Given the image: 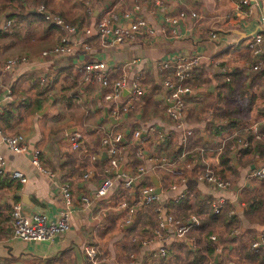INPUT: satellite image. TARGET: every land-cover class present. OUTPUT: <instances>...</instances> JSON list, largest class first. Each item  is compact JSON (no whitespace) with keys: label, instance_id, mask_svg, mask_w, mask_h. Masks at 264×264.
<instances>
[{"label":"crops","instance_id":"0c3cea01","mask_svg":"<svg viewBox=\"0 0 264 264\" xmlns=\"http://www.w3.org/2000/svg\"><path fill=\"white\" fill-rule=\"evenodd\" d=\"M235 1L158 0L156 5L152 0H74V5L70 6L65 5L64 0H46V7L39 5L48 13L58 12L60 18H65L64 10L58 6L64 4L66 12L71 13V19L65 18L71 26L92 27L108 10L115 16L112 19L114 29H128L131 21L144 19L153 35L144 37L137 34L131 40L125 39L121 44L109 46L99 43L95 34L88 38L77 35L67 38L70 52L66 57L41 58L43 51L54 47L64 37L58 29L43 23L37 25L34 36L29 37L31 39L25 37L19 42L24 47L13 43V52L24 54L18 57L24 58L26 63L13 67L9 72L3 70V63L0 64V99L4 89H8L11 104L18 108L23 99H29L31 103L34 99H42V102L35 112L19 108L20 116L11 122V128L5 132L0 130L5 135H21L29 150H38L39 165L52 178L33 169L28 155H13L0 145L5 173L18 172L26 180L24 184H19L6 178V175L0 181V264H85L82 248L88 245L95 246L107 259V264H127L131 254L135 263L144 264L160 246L166 248V253L176 255L180 251L176 247L178 240L172 239L170 229H165L162 235H167L165 243H158L151 232L156 229L158 212L165 214L169 211L177 217L181 216L178 215L181 211L168 210V207L178 205L185 198H189L190 203L194 199L211 200L210 207L221 201L227 210L226 218L235 221L231 229L218 223L201 232L191 230L179 240L184 242L187 250L198 251L205 257V264H259L251 257L247 259L245 254L251 251V243L264 235V178L250 180L247 175L264 165V74L257 73L264 72V69L251 71L252 60L246 44L254 32L264 31V0H249V7L239 9L235 7ZM33 8L25 7V12ZM179 12H195L197 18L187 16L175 24L166 21L174 19ZM125 13H129L128 19L123 18ZM13 15L17 20V12L14 11ZM22 26L15 21L13 28L19 30ZM210 34L216 35V39L211 40ZM82 45L88 48V52L82 51ZM192 55L199 57V63L185 82L191 95L184 98L183 120L184 128L192 134L181 144L180 134L162 117L165 91L161 82L169 77L166 73L171 69L162 71L159 65L171 66L178 58ZM86 61L105 63L109 81L125 78L126 90L121 94L122 101L128 98L132 83L139 89V95L134 96L129 111L111 116L110 106L101 100L102 89L92 82H79L78 71ZM44 81L49 85L46 89L42 86ZM250 86L255 95L248 108L244 100L237 96H242L241 90L245 93ZM105 111L107 117L116 120L114 124L104 117ZM229 117L235 121L236 129H232L230 135L217 134ZM118 125L122 127L114 130ZM260 125L262 127L258 130ZM134 130L146 135L142 143H130L129 134ZM157 131L168 134V145L163 151L167 158L174 156V149L182 154L205 148L207 163L229 181L230 188L222 191L200 183L197 180L200 174L198 168H194L186 183L181 185L161 170L149 172L142 177L140 184L129 189L119 186V179H114L115 186L105 197L97 199L95 189L104 175L111 178L117 175L107 171V156L100 147L101 139L112 132L126 137L125 142L129 145L123 146L119 165H122L124 173H128L129 169L134 170L130 157L135 159V168L143 163L135 156L138 148L149 156L156 155L161 149L157 145ZM246 131L253 134L259 146L252 140L248 145L249 151L244 154L239 147H233L230 157L233 170L220 166L221 153L215 165L213 159L218 145L224 143V147L235 137L245 140ZM232 135H235L234 138L230 137ZM187 157L190 158L189 155ZM152 179H155L157 187ZM171 184H175L176 188L169 189ZM60 185L68 188V208L62 202ZM142 187H147L152 193L158 189V201L152 205L137 206L134 214L137 227L128 231L131 225H122L125 212L118 208V204L134 205L140 200L139 190ZM179 195L182 197L176 201ZM15 203L19 204L22 215L42 213L48 220H54L61 211L67 210L70 229L46 245L13 239L7 218ZM110 205L114 213L111 217L108 216ZM229 212H233L231 218L227 216ZM189 214L195 213L192 209L187 210L181 217L186 218ZM234 229H237L236 234L231 235ZM213 233L216 234L214 244L209 241ZM204 234H208L206 241L214 250L210 256L202 250L203 244H199L203 242ZM125 235L130 236L125 239ZM148 240L149 246L140 244ZM159 260L158 264H163ZM163 262L173 264L167 259Z\"/></svg>","mask_w":264,"mask_h":264},{"label":"built area","instance_id":"2783aa9c","mask_svg":"<svg viewBox=\"0 0 264 264\" xmlns=\"http://www.w3.org/2000/svg\"><path fill=\"white\" fill-rule=\"evenodd\" d=\"M153 4H158V0H152ZM234 5L237 9L242 7H249V0H236ZM35 12L42 17V20L48 25L53 26L64 34V37L59 41L57 45L50 48L49 50L43 51L40 54L41 58L46 57H66L70 52V45L68 44L67 38L76 37L77 35H82L85 38L90 37L95 34L98 37L99 43L104 46H109L112 44H121L125 39L131 40L135 35L139 34L144 37H151L153 32L149 29L146 21L144 19H137L131 21L128 25V29H114L113 28V18L114 15L110 14L109 10L105 12L102 18L95 23L92 27L87 26H71L67 24L63 19L57 15H53L45 11L42 6L34 8ZM191 19H196V13L190 12H179L174 19H166L170 24H175L178 20H183L186 17ZM123 18L128 19L129 13H125ZM16 17L13 14H6L0 19V30L7 31L15 26ZM209 38L211 40L216 39V35L210 34ZM248 53L251 57L250 69L256 72L260 69H264V31L254 32L249 38L246 44ZM82 51L88 52V48L82 45ZM26 61L22 57H13L6 60L3 63L4 71H11L13 67L21 64H25ZM199 63V57L192 55L190 57L178 58L174 63L169 66L168 64L159 65V69L165 71L170 68L171 71L166 74L169 75L167 79L161 82V86L165 93L163 95V108L162 117L168 125H170L174 131L180 134V143L184 144L186 139L191 136V131L186 130L183 125V120L185 119V102L184 98L191 95L188 87L185 86V82L190 79L192 69L197 67ZM79 82L80 83H93L98 85L102 90V102L105 105L110 106L109 110L111 116L116 114H124L129 111L130 104L134 100V96L139 95V89L132 83L130 86L129 96L127 99L122 101L121 94L126 90V81L124 77H120L115 81L108 80L107 69L105 63L96 61H86L79 69ZM73 81H71L72 83ZM2 87L0 86V90ZM11 93L8 89H4L3 96L0 99V116L3 111V107L10 101ZM78 138V135H75ZM235 135L230 137L234 138ZM157 145L161 149L157 151L156 155L149 156L143 153V149H137L135 152L136 158L143 160L142 165L138 166L134 170H128V173H124L123 170L118 176L109 177L107 174L104 175L102 180L99 182L95 189V197L103 198L109 191L115 186L114 179H119V185L124 189H129L134 187L135 184H140L142 177H145L149 172L165 171L167 175L178 181V184H184L187 181V176L194 168L200 170V174L197 176V180L210 186L217 190H227L230 188L229 181L223 179L217 170L210 167L207 163L205 157V148H197L193 152H183L177 157L167 158L165 156L164 148L167 147L168 134L157 131L156 133ZM125 136L119 133L107 134L100 141V147L107 156L108 172H112L115 175L117 169L122 166L120 163V154L124 150V145H129L125 142ZM76 139V138H75ZM146 139V135H142L138 130H134L129 134L130 143H142ZM224 144V143H223ZM223 144L218 145L216 149V156L213 159L215 165L218 164L217 156L222 151ZM0 145H3L11 154L22 156L28 155L30 166L37 172L45 177L52 178L50 173L42 169L39 165L40 152L36 149L32 151L29 150L27 145H25L23 137L21 135H5L0 130ZM73 147L76 145L73 142ZM233 149L239 147L241 150H246L248 147L247 142L242 138H236L233 142ZM143 151V152H142ZM147 156H146V155ZM190 156L187 159V156ZM148 166V168H146ZM4 171V161L0 156V180L6 177ZM8 179L15 180L19 184H24L26 182L25 178L18 172H12L7 175ZM85 179L86 176H83ZM247 178L250 180H260L264 178V165L257 170L251 171ZM176 188L175 184L169 185V189L173 190ZM59 192L64 203L65 208H68L70 201V195L66 185L59 186ZM140 200L135 202L134 205H125L124 203L118 204V208L125 212V217L122 220V225L130 226L134 219L135 208L137 206L152 205L158 201V196L151 192L147 187H142L139 190ZM264 196V193H263ZM182 195H179L175 200H179ZM67 206V207H66ZM223 203L218 201L213 204L212 213L218 215L222 209ZM162 214V215H161ZM228 217L233 216V212L227 213ZM157 226L151 234L158 240V243H165L167 241V235L163 237L165 229H170L172 231V239L181 240L183 239L195 226L198 224V217L196 214H189L186 218H175L171 214L159 213L156 214ZM7 225L10 230L11 238L18 241L29 243H43L51 242L55 237H59L69 231V212L63 210L60 212L57 218L54 220H48L44 214L35 213L29 216H24L21 213L19 204L15 203L12 205L7 218ZM234 229L231 235L236 234ZM209 241L211 243H216L215 236H210ZM143 247L150 245V240L142 241L140 243ZM165 247L160 246L158 249L154 250V253L148 257L144 264H158L159 259H163L165 256ZM250 249L253 251L264 250V235L257 237L250 245ZM218 251L216 250V253ZM82 254L85 261L88 264H107V259L99 254L97 248L92 245L83 246ZM127 264H137L135 263L134 255H130ZM212 264V263H207Z\"/></svg>","mask_w":264,"mask_h":264},{"label":"trees","instance_id":"16d2710c","mask_svg":"<svg viewBox=\"0 0 264 264\" xmlns=\"http://www.w3.org/2000/svg\"><path fill=\"white\" fill-rule=\"evenodd\" d=\"M39 5L46 7V0H27V1L22 0V2L20 0H0V15L2 12H4V10L12 8L13 12L14 11L17 12L16 23L22 24L25 26L26 29H28L30 27L46 23L42 20V17L39 14H37V13L32 14V13L25 12V7L37 8ZM57 16H59V15H57ZM52 28H54V27L52 26ZM18 37H19V34L16 30H14V28L7 30V31H0V41L1 40H3V41L9 40L10 42H12L11 41L12 38L18 39ZM8 47L9 46H5V45L1 46L2 49H7ZM257 73L260 75L264 74V72H260V71ZM227 85L228 84H225V86H227ZM42 86L44 89L48 88L49 87L48 82L44 81ZM251 88H252V86H250L248 88V90L245 91V93L242 92V99L245 100L243 98L245 96V98H246L245 105L248 108L251 107V105H252L251 102L254 100V95H255L252 91H250ZM20 102H19L20 103L19 104L20 110H22V111L26 110V112L28 110H30V112H35L40 108L42 99H40V100L34 99V101L32 103L29 99H23ZM31 105L33 106L32 109L30 108ZM3 108L4 109H3L2 114L0 116V129L3 132H5V130H9L11 128V122H13L12 120H15V118H19L20 114L18 113L19 108L16 107L15 105L11 104V101L8 102L6 104V106ZM16 112L18 113V115H15ZM226 113L228 114V116L231 115L229 112H226ZM236 127H237V125H236L235 121L231 120L229 117L227 119V122L224 124V126L222 128H220V131L217 132V134H228V135H230V131L234 128L236 129ZM260 127H262V125L258 126V130L260 129ZM245 138H246L245 140H246L248 145L253 140V142H255V144L257 145V147L259 146L258 142L254 141L253 134H251L249 131H246V137ZM234 141H235V139H234ZM234 141H230V142L226 143V145L223 147V150L219 156V164H220V166H223V168H228V169L233 170V165H232L231 160H230L231 159L230 157L232 154V149L230 147L232 146ZM167 145H168V143H167ZM130 149H131V147H130ZM248 151H249V148L247 147V149L244 150L241 154H244ZM173 153H174V156H172V157H177L179 155L180 151L177 149L176 150L174 149ZM260 154H262V153H260ZM172 157H170V158H172ZM129 162H130V164H133L132 166L135 169V166H136V165H134L136 163L135 159H133V157H130ZM0 181H2V179ZM210 202H211V200H207L206 202H204V201H197L196 199H194V201L192 203H190L189 198H185L176 206L170 205L168 207L169 208L168 210H170V208H173L175 210H179V211H181L180 215L184 216L185 211H187V210L190 211L192 209V211L198 216V218L201 219V220L198 219L197 226H195L192 229V230L196 229L198 232L204 231L211 224H218V223H221L224 227H227V228L230 227V229H231V226L235 223V221H233V219H227L226 218L227 210L225 209V205L222 206L220 213L218 215H215L212 213V209L210 207ZM149 207H153V206H149ZM165 214L175 215L174 213H170L169 211H167ZM181 216H179V217H181ZM132 224H131L128 231L134 230V228L137 227L138 222L135 221V224H134V219H133ZM208 234L203 235L204 236L203 242L202 243L199 242V244H203L201 247L202 250H204L205 253H207V255L210 256L213 254L214 250L212 249L211 245L206 241ZM177 242L178 243L176 244V247L180 251L176 255H174L171 252H168V253L165 252V257L161 260V262L163 264H165L163 261L165 260V262H166V259L171 260L173 264H205L204 263L206 260L205 257L203 255H200V253H198V251L195 250L193 252H190L189 250H187L183 241L182 242L177 241ZM245 257L247 259H249V257H251L252 260H257L259 264H264V250H257V251H253V250L250 251L249 250L246 252ZM85 264H88V263L86 262Z\"/></svg>","mask_w":264,"mask_h":264},{"label":"rangeland","instance_id":"374dc122","mask_svg":"<svg viewBox=\"0 0 264 264\" xmlns=\"http://www.w3.org/2000/svg\"><path fill=\"white\" fill-rule=\"evenodd\" d=\"M66 3H65V5H70V6H72V5H74L73 4V1L74 0H64ZM58 6H59V8L60 9H63L64 10V15L65 16H67V17H65L66 19H71V13L69 14V13H67L66 12V10H67V8L66 7H64V4H58ZM63 7V8H62ZM8 13H10V14H13V9L12 8H10V9H6V10H4V12H2L1 13V15H0V17H3L5 14H8ZM51 14H53V15H57L58 14V12H53V13H51ZM63 14V13H62ZM65 18H63L62 17V19L68 24L69 22L65 19ZM35 29H37V26H33V27H30V28H28V29H26L25 28V26L23 25L22 27H21V29H19V30H16L17 32H18V34H19V37H18V39H16V38H12V42H10L9 40H1L0 41V64H2V63H4L6 60H8V59H11V58H13V57H18V56H20V55H24V54H16L15 53V51L13 52V43H16V46L17 47H24V45H21L20 46V44H19V42H21L22 41V39H26L27 37H28V39H31L34 35H33V31H35ZM26 37V38H25ZM29 37H31V38H29ZM22 44V43H21ZM9 46L7 49H2L1 48V46ZM50 74V73H49ZM53 73H51V75H52ZM239 90H241V88L239 89ZM241 93H242V90H241ZM237 96V95H236ZM238 98H242V96H237ZM245 100H246V98H244ZM244 100V104L246 103V101ZM241 103V102H240ZM237 110L238 111H240L241 109L240 108H237ZM13 121V120H12ZM122 127V125H118L117 127H115V129L114 130H119L120 128ZM106 134V132H104L103 133V135H105ZM106 136V135H105ZM124 202V201H123ZM111 206L112 205H110V206H108V216L109 217H111V216H113L114 215V213H113V211L111 210L112 208H111ZM117 214V213H116ZM178 215H180V213L178 214ZM175 218H181V217H177V216H175V215H173ZM116 220H117V218H116ZM216 229V228H215ZM208 231H210V232H214L215 230L214 229H211V230H209L208 229ZM214 234V236L216 235L215 233H213ZM130 236V235H129ZM129 236L128 235H125V239H128L129 238ZM217 237V236H216ZM100 254V253H99ZM102 254V253H101Z\"/></svg>","mask_w":264,"mask_h":264},{"label":"water","instance_id":"95a60500","mask_svg":"<svg viewBox=\"0 0 264 264\" xmlns=\"http://www.w3.org/2000/svg\"><path fill=\"white\" fill-rule=\"evenodd\" d=\"M26 12L27 13H35V9L33 8V9H31V10H26ZM47 107V106H46ZM44 109H45V107H44ZM43 109V110H44ZM104 117L105 118H107V120L109 121V123L110 124H114L115 122H116V120L113 118V117H107V115H106V111H105V113H104ZM72 131H75V129H71ZM121 170H122V166H120L118 169H117V171H116V174L119 176L120 174H121ZM152 181H154V184H155V187H157V185H156V183H155V179H152ZM155 194H158L159 193V190L158 189H156L155 190V192H154ZM128 227V226H127ZM126 227V228H127ZM49 242H43V243H41V244H48ZM215 259H216V257H215ZM214 259V260H215Z\"/></svg>","mask_w":264,"mask_h":264}]
</instances>
